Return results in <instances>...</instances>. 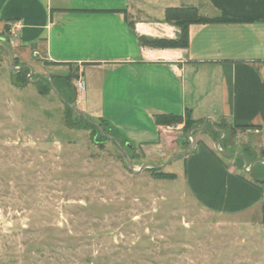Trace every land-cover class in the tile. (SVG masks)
<instances>
[{
	"label": "rangeland",
	"instance_id": "374dc122",
	"mask_svg": "<svg viewBox=\"0 0 264 264\" xmlns=\"http://www.w3.org/2000/svg\"><path fill=\"white\" fill-rule=\"evenodd\" d=\"M173 4L186 7L188 0ZM9 34H0V41L10 48L13 66L21 67L25 63L15 55ZM26 64L33 67L31 81L29 69L17 73L9 67L0 43V264H264V184L261 202L226 214L194 196L185 176L186 154L161 169L176 175L174 180L147 170L130 173L115 143L70 111L48 79L35 82L46 74L38 61ZM71 75V89L64 76H54V84L83 113L76 104L79 75ZM23 78L27 81L20 83ZM45 87L49 92L42 94ZM175 127L186 139L182 149L188 148L184 122ZM198 135L211 144L221 138L210 124L195 133L196 140ZM226 135L220 144L226 153L249 164L262 156L249 146L248 135L236 139L235 128ZM215 152L245 179H264L263 165H255L250 175L237 156ZM128 153L135 170L151 163L140 151ZM172 154L151 164L162 165ZM196 177L206 186L220 179L213 172Z\"/></svg>",
	"mask_w": 264,
	"mask_h": 264
},
{
	"label": "crops",
	"instance_id": "0c3cea01",
	"mask_svg": "<svg viewBox=\"0 0 264 264\" xmlns=\"http://www.w3.org/2000/svg\"><path fill=\"white\" fill-rule=\"evenodd\" d=\"M129 1L0 0V34L10 31L17 58L37 60L41 74L81 75L86 88L76 97L78 108L105 121L151 163L164 162L186 142L179 127L157 125L155 116L186 113L197 125L212 119L225 133L258 130L248 135L249 146L262 155L256 160L264 159V0H188L203 17L237 22L192 24L185 49L143 47L139 41L180 38L181 29L165 20L175 0ZM118 11H126L128 20ZM211 151L215 144L198 135L184 157L194 196L226 214L261 202L263 191L237 178ZM208 172L220 177L215 185L197 180Z\"/></svg>",
	"mask_w": 264,
	"mask_h": 264
},
{
	"label": "trees",
	"instance_id": "16d2710c",
	"mask_svg": "<svg viewBox=\"0 0 264 264\" xmlns=\"http://www.w3.org/2000/svg\"><path fill=\"white\" fill-rule=\"evenodd\" d=\"M118 12L124 13L126 16V20H128V17L126 15L127 14L126 11H118ZM165 20L167 22L174 23L175 25H177L181 29L180 38L178 40L168 41V40H157V39H151V38H147V37H140L139 41L143 47L159 48V49H185L189 46V27L192 24H213V23L237 22V21H233V20L226 18V17H220V18L203 17L199 14V10L196 7H188V6H186V7L182 6V7H177V8H168L165 11ZM46 64L47 65H54V66L66 65L63 63H46ZM18 73H20V72H18ZM52 78H53V80H56V78H54V76H52ZM61 79L65 80V82H67L65 88L71 89L72 85L70 82H71V80L75 79V77L70 74L67 77H64ZM26 81H27L26 78L19 80L20 83H23V82L25 83ZM40 92L42 94H47L49 92V88L45 87ZM63 95H64V92H63ZM66 100L71 104L73 103V100L69 97H67ZM155 121H156L157 125H161V126H175L177 124H182L184 122V125L186 127L185 133L187 135L194 127L198 126L197 123L191 121V114L190 113H186V115L184 117L183 116H174V115H158V116H155ZM99 124L104 128L105 132H107L109 135H111L113 137H116L115 134L111 131V129L109 128L108 124L105 121H100ZM89 125H91V124H89ZM91 126H93V125H91ZM247 128H249V127H246L243 129H247ZM95 130L98 134H100V132L96 128H95ZM213 132H214V135H217L214 130H213ZM194 135H195V133H194ZM122 144L126 145L128 143L122 142ZM187 144L189 145V142H187ZM127 150L129 152L130 149H127ZM211 152L214 156H216L219 159V161L223 165H225L224 161L220 158L218 153H216L215 151H211ZM235 159L243 161V160H241L242 158H240V157H238V158L235 157ZM258 165H262V164H258ZM147 171L154 172L155 176L159 179H162V180H174L177 177L174 174L164 173V172H162V170L147 169ZM252 171L254 173V168L252 169ZM237 178H239L240 180L245 181V182L251 184L252 186L262 190L261 185L264 184V179H261L260 181L257 180L255 182H250V181L246 180L241 175H237ZM263 222H264V204H263Z\"/></svg>",
	"mask_w": 264,
	"mask_h": 264
},
{
	"label": "water",
	"instance_id": "95a60500",
	"mask_svg": "<svg viewBox=\"0 0 264 264\" xmlns=\"http://www.w3.org/2000/svg\"><path fill=\"white\" fill-rule=\"evenodd\" d=\"M0 43H2L9 55V67L15 71V72H20L24 69H29L31 74L29 76V81H31V76H33L34 74V71H33V67L29 64H25L21 67H15L13 66V63H14V59H13V54L11 53V50L10 48L8 47L7 44H5V42L2 40L0 41ZM48 79L50 81V88H51V91L75 114L77 115L79 118H81L82 120H84L85 122L93 125L99 132L100 134L107 140L109 141H112L113 143H115L119 149L122 151V153L124 154L125 156V159H126V164H127V168L129 170L130 173L132 174H139L141 173L142 171L144 170H147V169H157V170H161L162 168L166 167L169 163H171L173 160H175L176 158L180 157V156H183L185 154H189L191 153L196 145H197V140H196V137L194 135V133L196 132H199L203 129L206 128L207 124L208 123H211V126H212V129L218 133V134H221L223 137L220 138L216 143H215V150L219 153H221L222 155L224 156H227V157H231V156H237V157H241L242 160L244 161V170L245 172H250L254 167L255 165L257 164H262L264 165V159H258L254 162H252L251 164H249V162L247 161V159L241 155H238V154H228L226 153L225 151H223L221 148H220V144L222 142V140L225 139L226 137V133L220 129L217 128V126L214 124V121L212 119H207L205 120L201 125L197 126V127H194L189 133H188V136L191 140V144L188 148L186 149H179L177 151H175L171 156L170 158L167 160L166 163L162 164V165H153L151 163H146L144 164L139 170H135L134 167H133V164H132V159L128 153V150L127 149H131L133 150V146H131L130 144H126V145H123L122 142L117 139L116 137H113L111 135H109L107 132H105L104 128L99 124L97 123L96 121H94L93 119L87 117L84 113L80 112L73 104L69 103L60 93L59 91L56 89L55 87V84H54V80L52 78L51 75H48V74H45V75H42L37 81L35 82H39L40 80L42 79Z\"/></svg>",
	"mask_w": 264,
	"mask_h": 264
},
{
	"label": "built area",
	"instance_id": "2783aa9c",
	"mask_svg": "<svg viewBox=\"0 0 264 264\" xmlns=\"http://www.w3.org/2000/svg\"><path fill=\"white\" fill-rule=\"evenodd\" d=\"M75 87L79 93H83L85 91L86 83L81 75H79L78 78L76 79ZM237 132H238V136L236 137V139H240V137H242V134L249 135L253 132L257 133L259 131L256 129L247 128V129H237Z\"/></svg>",
	"mask_w": 264,
	"mask_h": 264
},
{
	"label": "flooded vegetation",
	"instance_id": "af4514ba",
	"mask_svg": "<svg viewBox=\"0 0 264 264\" xmlns=\"http://www.w3.org/2000/svg\"><path fill=\"white\" fill-rule=\"evenodd\" d=\"M21 72V71H20Z\"/></svg>",
	"mask_w": 264,
	"mask_h": 264
}]
</instances>
